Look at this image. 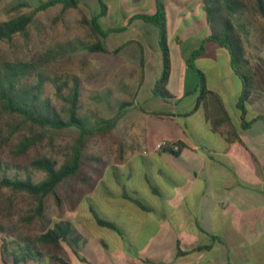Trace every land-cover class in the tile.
<instances>
[{
	"label": "crops",
	"instance_id": "0c3cea01",
	"mask_svg": "<svg viewBox=\"0 0 264 264\" xmlns=\"http://www.w3.org/2000/svg\"><path fill=\"white\" fill-rule=\"evenodd\" d=\"M168 2L176 6L170 19L166 13L172 63L167 88L173 99L153 94L163 63L161 52V68L148 66L149 34L155 33L159 43V31L148 24L136 29L135 37L141 40L123 44L124 49L134 48L136 63L121 62L117 70L135 77V101L150 103L148 110L140 108L115 127L126 135L131 149H120L114 166L121 179L135 178L126 188L121 183L102 208L103 217L120 232L100 226L93 217L110 233L98 239V251H92L89 239L79 232L86 239L80 249L64 241L60 252L19 264H264V120L257 119L264 117V21L258 18L259 25L245 41L256 87L243 121L238 107L243 83L230 52L208 40L211 30L203 0H164L165 11ZM156 12L151 8L141 13ZM137 21L142 20L132 24ZM201 47L204 51L193 64L205 75V94L189 65ZM152 75L153 85L144 91ZM244 122L250 126L243 128ZM163 141L178 144L180 150H159ZM104 172L98 184L105 183ZM125 190L142 199L148 210L126 199Z\"/></svg>",
	"mask_w": 264,
	"mask_h": 264
},
{
	"label": "trees",
	"instance_id": "16d2710c",
	"mask_svg": "<svg viewBox=\"0 0 264 264\" xmlns=\"http://www.w3.org/2000/svg\"><path fill=\"white\" fill-rule=\"evenodd\" d=\"M100 6L99 14L92 18H83V23L88 26L95 37L92 43L78 42L83 50L90 53L119 54L126 45L119 46L113 51L106 48L104 40L113 33H122L126 26L110 27L103 29L100 19L107 16L108 5L104 0H97ZM158 3L155 14L139 13L132 16L130 23L142 20L146 24L156 27L159 31V46L162 52V74L157 80L153 94L159 98L170 100L173 95L167 86L171 76L172 63L167 27V15L164 0H156ZM80 0H43L39 1L32 13L13 17L0 21V43H12L18 35L27 36L29 26L33 23L35 13L47 11L57 5L65 9H78ZM28 7V4H19L18 7ZM203 10L206 13L207 23L211 30L208 40L214 41L226 48L232 58V65L236 74L243 83L238 107L242 112V119L246 114V103L255 90V73L251 62L247 58L245 41L251 36L252 27L258 26V18L264 21V0H203ZM77 47L68 44L61 51L40 52L30 59L9 60L0 54V112L7 118V129L2 131L1 141L9 145L15 135L24 127L37 129L39 134L18 137L12 145L13 158L3 159L0 155V202L7 209L13 203V196L26 194L34 201L31 213L22 220L25 225L32 224L35 220L45 221L46 200L53 196L57 205L61 206V197L58 187L67 179H77L82 184L88 185V177L84 175V169L90 167L91 162L100 161L95 157L84 155V149L89 139L96 135H102L114 130L119 117L114 119H101L97 126H90L86 118L80 115L81 83L74 78L69 83L65 75H51L48 73V63L56 59L58 55L73 52ZM204 51L201 47L193 55L189 65L197 73L199 88L203 94L207 93L205 75L198 70L193 61ZM141 63H144V52L141 49ZM55 94L62 102L59 108L52 99ZM131 102H121L119 108L131 106ZM257 119L264 120L260 116ZM243 128L250 123H243ZM76 129L78 137L71 147L66 158L59 163L53 157L41 155L24 163L21 157H27L31 148L36 146L45 136L43 133H58L68 129ZM176 153V152H174ZM43 173L45 178L36 182L34 174ZM9 190L10 194L5 191ZM156 192L158 190L155 189ZM124 197L136 202L142 208L148 207L134 195L125 190ZM90 212L97 223L106 228L119 229L98 214L90 199ZM69 241L76 248H81L86 239L79 233L69 220L55 222L40 236L34 239L13 237V233L7 227H0V264H7V259H12L14 264L39 261L49 252H60L62 242Z\"/></svg>",
	"mask_w": 264,
	"mask_h": 264
},
{
	"label": "rangeland",
	"instance_id": "374dc122",
	"mask_svg": "<svg viewBox=\"0 0 264 264\" xmlns=\"http://www.w3.org/2000/svg\"><path fill=\"white\" fill-rule=\"evenodd\" d=\"M39 1L43 0H0V21L32 13ZM104 2L108 5V14L100 19L102 28L106 30L110 27H127L125 32L110 34L104 40L106 48L110 51L122 46L127 41L141 40L140 37H135L136 29H139V25L146 24L142 21L132 24L128 19L130 16L141 12H150L151 8L159 9L156 0H104ZM20 3H26L29 6L18 7ZM174 10H176V6L170 3L169 9L166 10L169 19ZM99 12L100 6L97 0H80L78 9H65L62 5H57L47 11L35 13L27 36L18 35L12 43H0V54L9 60L30 59L40 52L61 51L69 43L76 46L77 48L73 52L58 55L56 59L51 60L46 66V70L51 75L67 76L70 85L74 78L80 81L82 92L80 115L86 118L92 127L97 126L101 119L109 120L116 117H119L118 123H126L129 117L139 113L140 108L148 110L150 107V103L144 104L141 100L135 101L137 83L132 82L135 77L133 75L122 76L117 73L121 62L136 63L137 57L132 53L133 47L129 46L123 49L120 54H104L90 53L78 45V42L92 43L95 41L90 29L83 23V18H92ZM257 22L259 25V20ZM169 24L172 28L171 21ZM148 27L158 31L150 24ZM145 44L152 50V55L146 50V58L151 63L148 65L149 68L153 71L156 66L161 68V49L156 34H149ZM260 65L264 70V64L262 65L260 62ZM153 78L154 75L147 79L144 91H150ZM52 99L59 108H62L63 102L54 93ZM121 102L137 103L133 108H129V106L121 109L119 108ZM7 122L8 118L0 112V155L3 159L10 160L13 158L12 145L17 142L18 137L39 133L37 129L32 130L27 126L15 135L9 145L4 144L1 141V135H3L2 131L7 129ZM43 134L45 136L42 140L30 149L27 157H21V161L26 163L34 157L48 155L61 163L79 135L73 128L58 133ZM121 142H124V145L120 148L119 143ZM120 149L125 151L131 149L126 135L121 130L114 129L108 133L91 137L84 149V155L95 157L100 161H93L90 167L84 169V175L89 180L88 185L82 184L77 179L65 180L58 187L61 206L57 205L53 196L48 197L45 221L35 220L30 225H25L22 219L29 215L34 207L32 198L26 194L13 196V203L8 209L0 202V227H7L15 239H34L56 221L71 219L77 230L89 239L90 249L98 251L102 247L98 239H107L110 233L95 224L93 216L89 212L90 199H92V205L98 214L104 218L105 210L103 211L102 208L106 202L114 199L111 193H118L120 190L118 186L121 183L125 184L126 188L135 182V178L130 181L126 178L121 179L114 166V163L119 161ZM102 171H105V183L98 184ZM1 175L0 173V177ZM44 178L43 173L36 172L34 174L36 182H40ZM5 193L10 194V191L6 190ZM6 263L14 264L12 259H7Z\"/></svg>",
	"mask_w": 264,
	"mask_h": 264
},
{
	"label": "built area",
	"instance_id": "2783aa9c",
	"mask_svg": "<svg viewBox=\"0 0 264 264\" xmlns=\"http://www.w3.org/2000/svg\"><path fill=\"white\" fill-rule=\"evenodd\" d=\"M158 149L159 150L171 149L173 152H178L180 150V147L176 143L171 144L169 142L163 141L158 145Z\"/></svg>",
	"mask_w": 264,
	"mask_h": 264
}]
</instances>
